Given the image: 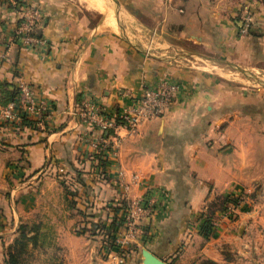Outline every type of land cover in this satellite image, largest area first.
Returning a JSON list of instances; mask_svg holds the SVG:
<instances>
[{
	"label": "crops",
	"instance_id": "0c3cea01",
	"mask_svg": "<svg viewBox=\"0 0 264 264\" xmlns=\"http://www.w3.org/2000/svg\"><path fill=\"white\" fill-rule=\"evenodd\" d=\"M96 1L0 0V264L20 225L47 236L64 264H142L143 249L165 264H264V0ZM35 6L40 18L24 34L22 12ZM246 12L254 23L244 36ZM154 42L160 54L146 48ZM164 76L178 86L167 111L135 132L111 131L117 156L96 155L83 102L115 115ZM20 83L50 109L48 120L29 118L34 128L2 116ZM240 196L205 239L202 213ZM145 197L157 211L134 238L118 226V247L130 249L121 259L90 228L119 222L116 202Z\"/></svg>",
	"mask_w": 264,
	"mask_h": 264
},
{
	"label": "built area",
	"instance_id": "2783aa9c",
	"mask_svg": "<svg viewBox=\"0 0 264 264\" xmlns=\"http://www.w3.org/2000/svg\"><path fill=\"white\" fill-rule=\"evenodd\" d=\"M41 10L39 7H29L22 12V30L28 34L33 30L39 20ZM254 23V13L246 12L241 18L240 34L246 35ZM29 40V39H27ZM178 86L171 78L164 76L154 84H142L141 95L131 98L130 103L123 105L117 114L106 113L99 105L85 100L79 109L80 118L94 130V136L90 140L93 150L103 158L116 157L118 141L110 139L111 131L119 127H125L130 132H135L143 123L158 118L171 106ZM49 106L44 101H37L33 89L25 83L17 85L16 98L8 103L2 110V116L6 122L18 124L22 117L35 118L45 121L50 118ZM239 198L230 202L225 207L223 218L232 215ZM126 204L123 208V225L126 228V237L133 238L140 234L139 222L141 219L156 213L157 208L150 198L137 200L133 205ZM234 205V206H233ZM121 246L125 243H120Z\"/></svg>",
	"mask_w": 264,
	"mask_h": 264
},
{
	"label": "rangeland",
	"instance_id": "374dc122",
	"mask_svg": "<svg viewBox=\"0 0 264 264\" xmlns=\"http://www.w3.org/2000/svg\"><path fill=\"white\" fill-rule=\"evenodd\" d=\"M110 15H111V13H110ZM110 15H108V16H110ZM100 16H101L100 12L99 11H95V12L89 14V19H90L91 22H93V21H95L97 19L100 20ZM112 16H113V14H112ZM158 44H159L158 42H154V43H148V44H145V45H147L146 48H149L148 50H150V51H153L154 48H157L155 51H156V53L160 54L161 49H160ZM190 49H192L191 46H186V50H190ZM157 50H159V51H157ZM196 51H197V53L201 52L199 49H197ZM181 61L186 63V64H189V66H190V63L188 61H190V62L193 63V65L195 67H206L209 64V66H212V67H208L207 71L216 73L215 70H213V68H217V66L213 65V64H210L208 62H205V60H202V59H200V60L199 59L198 60L197 59L189 60L188 59V61L187 60H181ZM224 71H222V72L223 73H229L228 69H225ZM236 75H234V76H236ZM216 76H217V74H216ZM237 76H239V75H237ZM231 77H228V78H231ZM224 78H227V77L224 75ZM260 78H262L264 80V74L260 75ZM117 151H118V147H117ZM96 155H98V154H96ZM99 156L103 158V156H101V155H99ZM103 159L105 160V158H103ZM135 202L136 201L131 202L128 206L133 205ZM230 202L233 203L235 201L227 202L225 204L224 208L221 211H219V215L215 216V217H212L210 223H211V225L213 227L212 228L213 232L218 228L221 220H224L223 215H224V212H225V207ZM241 203H242V198L240 196L239 200L237 202V206H235L234 212L232 213L231 216H229L226 219H231L234 216L237 208L240 207ZM218 205H219V203L216 204V206H218ZM123 208H124V206H123ZM123 208L120 209L122 217L120 218L119 221H120L121 226L123 225V216L125 215V213H124L125 210H123ZM123 227H124V225H123ZM80 228L83 229L82 226H80L79 229ZM125 230H126V228H125ZM79 231H81V230H79ZM28 236H32V235H30V233H29ZM17 238H19V234L15 237V239H17ZM118 241H119V243H125L124 239L116 238L115 242L118 243ZM13 242H14V240H13ZM13 242H12L11 245L7 246L4 249V255L5 256H7L8 248L10 246H13ZM123 246H125V245H123ZM22 250L23 251L20 254H18V257H17V262H22V264H64V262H66L65 259H64V256H63L64 254L62 253V251L58 250V248L56 249V244L52 243L51 241H47V236H44L43 239H42L41 235H37L36 234L35 243L34 242H27L25 250H24V245L22 246Z\"/></svg>",
	"mask_w": 264,
	"mask_h": 264
},
{
	"label": "trees",
	"instance_id": "16d2710c",
	"mask_svg": "<svg viewBox=\"0 0 264 264\" xmlns=\"http://www.w3.org/2000/svg\"><path fill=\"white\" fill-rule=\"evenodd\" d=\"M16 96H17V86L14 87L12 91H8L6 95V103L4 104V106L10 103L11 101H13L16 98ZM35 125H36V122L30 120L29 118L25 116L22 117L21 122L18 124L19 127H30V128H34ZM66 191H67V194H71L72 196L74 195L67 189ZM228 201H235V200L228 199V198L223 199V201L219 203L218 206H216L217 207L216 210L221 211ZM68 205L69 207H74L75 203L72 200L68 202ZM123 206L125 207L124 202H121V203L116 202L113 208L114 210L116 209L119 210V209H122ZM214 208L208 209L206 212L202 213V215L199 217L200 233L205 239L209 238L214 233L212 229L213 227L210 223L213 217V214H214V210L212 209ZM120 225H121L120 221L117 222V218L114 217L110 221L108 229L106 228L104 224H99L95 227V229L91 227L90 231L96 230L97 232H99V234L102 235L103 237L102 240L105 242L106 247L111 248V249L116 248L121 259H126V256L129 253L130 249H127V250L121 249L120 247H118L117 242H115L116 238L114 236V233L117 230L118 226ZM28 233H29V230L27 229V226L20 225V227L18 228L19 238L14 239L13 246H10L8 248L7 256H5L4 262L6 264H22V262H17L18 254H20L23 251L22 246L24 245V250H25L27 242L35 243V239H36V234H33L32 236H28ZM201 264H214V263L211 261H205V262H202Z\"/></svg>",
	"mask_w": 264,
	"mask_h": 264
},
{
	"label": "water",
	"instance_id": "95a60500",
	"mask_svg": "<svg viewBox=\"0 0 264 264\" xmlns=\"http://www.w3.org/2000/svg\"><path fill=\"white\" fill-rule=\"evenodd\" d=\"M244 73H246V72H244ZM141 259H142L141 260L142 264H165L163 261L156 258L154 255H152L149 251H147L145 249H143L141 251Z\"/></svg>",
	"mask_w": 264,
	"mask_h": 264
},
{
	"label": "bare ground",
	"instance_id": "6f19581e",
	"mask_svg": "<svg viewBox=\"0 0 264 264\" xmlns=\"http://www.w3.org/2000/svg\"><path fill=\"white\" fill-rule=\"evenodd\" d=\"M88 2H89V4L91 5V6H94L93 8H95L96 6H98V4H97V1L96 0H87ZM102 1V0H101ZM85 5V4H84ZM100 5V4H99ZM108 5V4H107ZM86 6V5H85ZM103 6V5H102ZM109 6V5H108ZM103 8V7H102ZM98 9V8H97ZM96 9V10H97ZM101 10V9H100ZM99 10V11H100ZM102 12V11H101ZM106 13V15L108 14L107 12H105ZM110 13V12H109ZM111 17H112V15H111ZM106 22V21H105ZM110 23V22H109ZM115 23V22H114ZM115 26V25H114ZM113 26V27H114ZM117 29V28H116Z\"/></svg>",
	"mask_w": 264,
	"mask_h": 264
}]
</instances>
